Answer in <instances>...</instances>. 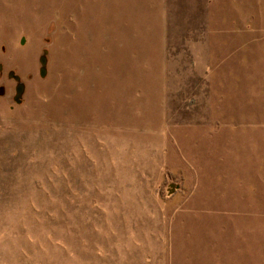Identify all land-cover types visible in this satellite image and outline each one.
<instances>
[{"label":"rangeland","instance_id":"rangeland-1","mask_svg":"<svg viewBox=\"0 0 264 264\" xmlns=\"http://www.w3.org/2000/svg\"><path fill=\"white\" fill-rule=\"evenodd\" d=\"M0 14V264H264V0Z\"/></svg>","mask_w":264,"mask_h":264},{"label":"water","instance_id":"water-1","mask_svg":"<svg viewBox=\"0 0 264 264\" xmlns=\"http://www.w3.org/2000/svg\"><path fill=\"white\" fill-rule=\"evenodd\" d=\"M41 62L43 63L42 68H41V73L42 75H45L46 73V64H47V57L43 55L41 57ZM11 75L14 76L15 80L19 81L16 90H17V96H15V100L20 103L21 102V96H23L24 90H25V85L23 82H21V77L19 75L14 74V72H11Z\"/></svg>","mask_w":264,"mask_h":264},{"label":"bare ground","instance_id":"bare-ground-1","mask_svg":"<svg viewBox=\"0 0 264 264\" xmlns=\"http://www.w3.org/2000/svg\"><path fill=\"white\" fill-rule=\"evenodd\" d=\"M3 10H4V12H6V8L4 9L3 8ZM31 11V8L29 7V12ZM4 12H3V14H4ZM82 13V12H81ZM30 14H31V12H30ZM1 15V14H0Z\"/></svg>","mask_w":264,"mask_h":264}]
</instances>
